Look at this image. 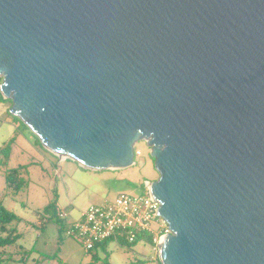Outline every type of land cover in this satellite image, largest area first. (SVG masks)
Listing matches in <instances>:
<instances>
[{
    "label": "water",
    "instance_id": "1",
    "mask_svg": "<svg viewBox=\"0 0 264 264\" xmlns=\"http://www.w3.org/2000/svg\"><path fill=\"white\" fill-rule=\"evenodd\" d=\"M0 78L60 160L145 142L159 264H264V0H0Z\"/></svg>",
    "mask_w": 264,
    "mask_h": 264
},
{
    "label": "rangeland",
    "instance_id": "2",
    "mask_svg": "<svg viewBox=\"0 0 264 264\" xmlns=\"http://www.w3.org/2000/svg\"><path fill=\"white\" fill-rule=\"evenodd\" d=\"M15 120L19 122L17 118ZM6 130L7 126L2 125L0 174L15 169L19 180L10 190L0 176V205L23 217V220L28 219L25 217L27 213L32 217V212L43 217V209L51 207L46 216L50 220L42 227L32 229L24 221L18 225L17 232L21 239L17 244L28 251L22 264H156L151 262L156 254L147 241L129 245L109 240L104 248L86 253L75 238L63 235V226L54 217L57 211L62 210L77 217L79 212L113 202L121 194L141 196L145 183L158 178L145 142L135 143L134 150H138L140 155H135L131 167L91 171L72 160H60L39 147L38 138L23 124L20 125V134L12 131L8 136ZM22 136L28 141L33 138L35 149L30 148ZM17 184H20L18 188ZM160 223H152L151 229L158 232Z\"/></svg>",
    "mask_w": 264,
    "mask_h": 264
},
{
    "label": "built area",
    "instance_id": "3",
    "mask_svg": "<svg viewBox=\"0 0 264 264\" xmlns=\"http://www.w3.org/2000/svg\"><path fill=\"white\" fill-rule=\"evenodd\" d=\"M134 154L138 156L140 152L134 150ZM149 187L146 182L141 196L121 194L113 202L89 207L79 212L77 219L67 211H59L56 219L63 226V235L75 238L86 253L96 252L101 243L113 240L129 245L147 241L157 255L160 239L168 229L156 215L159 204L153 200ZM158 221L160 229L154 232L151 224Z\"/></svg>",
    "mask_w": 264,
    "mask_h": 264
},
{
    "label": "crops",
    "instance_id": "4",
    "mask_svg": "<svg viewBox=\"0 0 264 264\" xmlns=\"http://www.w3.org/2000/svg\"><path fill=\"white\" fill-rule=\"evenodd\" d=\"M10 106H11V102L9 100L5 99L0 94V128H1L2 125H6L7 126V130L6 131L8 133V136H11V132L12 131H13L14 134H16V133L20 134V125H22V123L19 120H17L19 122H16V120H15L16 117H13L11 114L8 113V110L10 109ZM18 123H20V124H18ZM22 138L26 141V143H28V145L30 146V148L35 149V144L33 143V140H32L33 138L31 139V141L30 140L28 141L24 136H22ZM9 140H12V139H9ZM15 141H16V139H15ZM13 144H14V141H13ZM38 145H39V147H42L41 144H38ZM11 170H15V169H11ZM9 171L10 170H8V171H2L1 174H0V176H2L4 178V182L6 184V187H7L6 173L9 172ZM7 189H8V187H7ZM43 211H44V209H43ZM58 212L59 211H57V213ZM57 213L55 215H57ZM28 215H29L28 213L25 215V217L28 218L26 220H23V217H20V216H17L16 215L18 217V221L16 223V230H17V227H18V225L20 224L21 221H24L28 225V227H30L32 229H35L36 227H39V228L42 227L44 224H47V222L50 220V218L46 217L47 214H45L44 212H43V215H44L43 217H38L33 212L30 214L32 217H30ZM70 216H71V214H70ZM54 217L56 218V216H54ZM71 217L73 219H77L78 215H77V217H73V216H71ZM57 222L60 223L58 220H57ZM20 237H21V235H20ZM20 237H19V239H21ZM18 241H17V243H18ZM137 243H139V242H137ZM17 247L18 248L19 247L22 248L24 250V252L26 253L27 248L25 249L24 247H22L19 244H17ZM17 247L15 246L13 249L10 250V252L13 253V256H12L13 260L11 259L12 261H10V263H8V264H17V261L19 263L21 262V257L23 256V254L21 256V253L17 249ZM102 248H104V244L100 245L97 248V250L98 249H102ZM31 250L32 249H30V251ZM27 254H28V251H27ZM3 258H5V259L8 258L9 259V257H6V256L3 257ZM151 262L152 263L155 262L156 264H159L156 255L154 256V258L151 259Z\"/></svg>",
    "mask_w": 264,
    "mask_h": 264
},
{
    "label": "trees",
    "instance_id": "5",
    "mask_svg": "<svg viewBox=\"0 0 264 264\" xmlns=\"http://www.w3.org/2000/svg\"><path fill=\"white\" fill-rule=\"evenodd\" d=\"M18 180H19V175L17 170H11L6 173V182L8 189L10 190L13 189L14 185H16ZM17 185L18 188L20 184ZM50 211H51V207H46L44 208L43 212L45 214H49ZM17 221H18V217L14 213L8 211L7 209H5L0 205V264H8L10 263V261L13 260L12 258L13 253L10 252V250L13 249L15 246L17 247V241L19 240L20 237L19 233L16 230ZM102 244H105V242L101 243L100 245ZM17 249L20 251L21 256L23 254V256L21 257V262L19 263L17 261V264L18 263L22 264L26 260L25 252L20 247L19 248L17 247ZM3 255H6V257H9V259L3 258Z\"/></svg>",
    "mask_w": 264,
    "mask_h": 264
}]
</instances>
